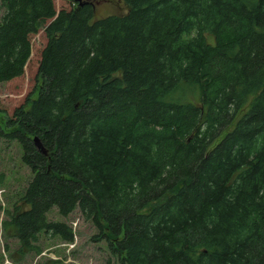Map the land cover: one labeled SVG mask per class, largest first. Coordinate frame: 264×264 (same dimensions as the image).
<instances>
[{
    "label": "trees",
    "instance_id": "obj_1",
    "mask_svg": "<svg viewBox=\"0 0 264 264\" xmlns=\"http://www.w3.org/2000/svg\"><path fill=\"white\" fill-rule=\"evenodd\" d=\"M70 1L0 0V81L46 37L0 121L32 172L2 220L17 250L71 241L46 212L77 207L119 264H264V0Z\"/></svg>",
    "mask_w": 264,
    "mask_h": 264
},
{
    "label": "rangeland",
    "instance_id": "obj_2",
    "mask_svg": "<svg viewBox=\"0 0 264 264\" xmlns=\"http://www.w3.org/2000/svg\"><path fill=\"white\" fill-rule=\"evenodd\" d=\"M92 1L94 17L126 11L122 0ZM53 3L55 10L71 6L70 0H53ZM28 37L29 54L21 73L0 81V121L3 115H10L13 108L22 104L28 96L35 95L33 89L39 82L37 63L46 37L42 28L30 33ZM185 95L186 92H182L180 96ZM246 108L247 104L238 115ZM21 155L22 149L15 139L0 137V264H119L117 256L107 247V242L97 237L99 230L96 225L90 219L83 218L77 207L65 216L60 215L54 206L46 212L48 219L61 220L70 226L71 241L40 231L34 242L39 247L38 251L21 253L17 250L18 240L3 228L2 220L7 218L14 204L22 205L20 195L32 175Z\"/></svg>",
    "mask_w": 264,
    "mask_h": 264
},
{
    "label": "water",
    "instance_id": "obj_3",
    "mask_svg": "<svg viewBox=\"0 0 264 264\" xmlns=\"http://www.w3.org/2000/svg\"><path fill=\"white\" fill-rule=\"evenodd\" d=\"M76 1H78V3H81V2H83L85 0H76ZM33 142H34L35 145H37L38 148H41L36 136H33Z\"/></svg>",
    "mask_w": 264,
    "mask_h": 264
}]
</instances>
